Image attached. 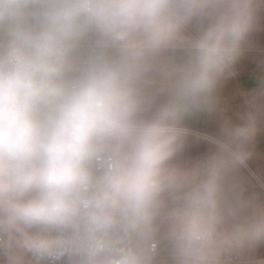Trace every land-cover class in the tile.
Wrapping results in <instances>:
<instances>
[{
  "label": "clouds",
  "instance_id": "clouds-1",
  "mask_svg": "<svg viewBox=\"0 0 264 264\" xmlns=\"http://www.w3.org/2000/svg\"><path fill=\"white\" fill-rule=\"evenodd\" d=\"M264 0H0L2 264H264V199L239 123L185 126L259 28ZM189 136L212 150L181 163Z\"/></svg>",
  "mask_w": 264,
  "mask_h": 264
},
{
  "label": "crops",
  "instance_id": "crops-1",
  "mask_svg": "<svg viewBox=\"0 0 264 264\" xmlns=\"http://www.w3.org/2000/svg\"><path fill=\"white\" fill-rule=\"evenodd\" d=\"M244 76L264 79V10L260 12L259 28L250 38L249 44L233 66L232 74L223 78L216 90L217 110L186 118L184 124L194 133L217 135L224 120L239 123V117L249 110V101L258 85H245ZM212 150V146L195 136H189L183 152L178 157L181 163H193ZM253 156L242 175L249 181V191H255L264 199V122L260 124L252 145ZM256 259H264V245L254 252ZM2 264V258H0Z\"/></svg>",
  "mask_w": 264,
  "mask_h": 264
},
{
  "label": "water",
  "instance_id": "water-1",
  "mask_svg": "<svg viewBox=\"0 0 264 264\" xmlns=\"http://www.w3.org/2000/svg\"><path fill=\"white\" fill-rule=\"evenodd\" d=\"M242 80L245 85H258L259 84V78L255 76H244Z\"/></svg>",
  "mask_w": 264,
  "mask_h": 264
}]
</instances>
